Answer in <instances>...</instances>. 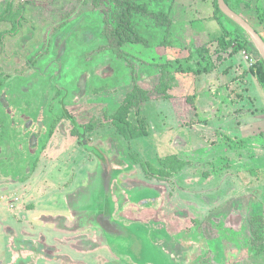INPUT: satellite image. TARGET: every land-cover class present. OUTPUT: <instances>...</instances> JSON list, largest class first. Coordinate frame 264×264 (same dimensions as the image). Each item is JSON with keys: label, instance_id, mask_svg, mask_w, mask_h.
<instances>
[{"label": "rangeland", "instance_id": "1", "mask_svg": "<svg viewBox=\"0 0 264 264\" xmlns=\"http://www.w3.org/2000/svg\"><path fill=\"white\" fill-rule=\"evenodd\" d=\"M92 1L0 0V264H13L24 258L18 252L14 255V241L38 240L56 245L55 254L60 260L31 254L30 264L122 263L111 255L127 258L131 264H264V251L257 252L248 225L249 218L256 213L264 215L261 149L255 145V153L260 157L251 161L249 149L248 153L241 149L246 140L239 146L232 144L235 152L241 150L240 156H231L237 163L233 167L231 157L224 156L216 141L183 148L184 139L192 141L199 134L187 130L191 120L195 122L194 102L191 105L187 96L194 97L200 86L202 74L197 70L214 72L227 58L215 55V39L224 31L233 38L232 34L237 32L247 41L246 51L254 57L252 41L219 16L215 0H175L169 16L171 42L162 47L126 45L125 59L118 60L103 49L104 42L97 35L102 28L101 13ZM137 1L148 2L144 20L150 18V11L157 13L166 6L165 0ZM6 17L10 20L4 21ZM89 30L94 37L85 34ZM260 31L264 37V29ZM161 39L157 35L152 44ZM201 44L209 45L207 59L186 61L187 49ZM241 51L236 52L240 53L236 64L243 61ZM240 66L248 69L249 65L244 62ZM163 69L177 81L170 83L169 99L158 98L154 91ZM218 79L222 81L221 77ZM134 81L151 94L145 105L150 134L142 140L125 141L106 121ZM233 84L230 98L240 106V96L248 88L250 97L245 98L243 105L258 110L253 115L236 117L239 122L246 120L250 127V122L264 117V91L251 77L246 84ZM64 95L66 113L77 125L105 122L86 138L106 153L111 151V167L118 154L133 164L131 172L121 175L122 182L144 184L162 192L160 218L185 248L184 258H175L172 246L159 236L151 239L143 224L144 254L136 256L108 244L105 247L109 252H77L71 245L77 233L39 222L44 215L65 214L66 204L69 206L65 197L85 187L97 166L96 159L82 149L79 135L72 133L73 124L63 117L60 100ZM203 100L206 106V95ZM242 111L237 107L236 113ZM217 123L213 121L212 125ZM207 133L204 130V135L208 136ZM166 157L169 166L175 165L176 159L185 166L171 173L166 164L164 168L171 174L167 178L145 174L140 167L141 162H153L161 168L156 161ZM8 187L13 188V193L5 190ZM7 213L9 217L4 219ZM124 215L136 218L132 210ZM151 216L152 213L143 218ZM88 236L93 238V232Z\"/></svg>", "mask_w": 264, "mask_h": 264}, {"label": "trees", "instance_id": "2", "mask_svg": "<svg viewBox=\"0 0 264 264\" xmlns=\"http://www.w3.org/2000/svg\"><path fill=\"white\" fill-rule=\"evenodd\" d=\"M175 0H165V9L159 10L157 13L150 11V18L144 20V15L148 14V2L139 3L137 0H93V5L101 13L102 28L98 32V36L104 42L103 49L109 51L112 57L118 58V60L125 59L126 45H134L141 43L146 47L149 46H166L171 42L172 31L170 29V13L172 12ZM231 10L240 15L245 21H247L260 35L264 41L263 32L260 29H264V7L262 0H224ZM215 8L220 17L226 18L218 9L217 0H215ZM243 6V7H242ZM229 20L228 18H226ZM5 20H10L6 17ZM233 25L231 20H229ZM14 24V21H11ZM144 25V26H142ZM142 28V30H140ZM239 28V27H238ZM240 32L243 31L239 28ZM85 34L94 37L92 31H87ZM157 35H160L162 39L158 44L153 45V39ZM231 37L229 32L224 31L215 40L218 44V49L214 52L221 57V54L229 52H238V50H248L247 41L243 39V36L237 32H234ZM87 37H85L86 40ZM170 38V39H169ZM88 42V41H87ZM236 44V47L233 46ZM231 50V51H230ZM188 56L186 61L193 58H198L201 62L207 59L210 55V48L208 44H201L198 46L189 47L187 49ZM252 53L255 55V63L249 68V72L254 76L257 83L264 90V62L257 52L256 48H253ZM205 72L204 68L197 70L198 74ZM175 78L168 73H165L164 69L160 70L158 77V83L154 88L155 95L158 98L169 99L168 95L170 89V83H174ZM65 98L64 95L60 100L61 108L63 109L64 119L70 121L73 126L77 124L73 118L66 113L65 110ZM151 100V94L146 89L136 83L128 91L123 98L120 106L112 114L106 122L111 123L118 134L125 141H132L139 138L147 137L150 134V127L148 119L145 114V105ZM189 103L192 105L193 100L188 97ZM105 122L98 124H88L83 127L86 133H91L96 128L103 126ZM75 124V125H74ZM79 126V125H78ZM72 133L77 135L78 131L74 127ZM136 158L135 156H133ZM174 157V156H172ZM168 157L158 159L156 162L160 164L161 168H156L153 162H141L140 167L145 174H151L158 178L170 177V173L166 171L164 167L170 169L171 173L177 172L185 166V163H179L176 159V164L167 163ZM249 231L257 246V252L264 251V217L258 212L248 221Z\"/></svg>", "mask_w": 264, "mask_h": 264}, {"label": "crops", "instance_id": "3", "mask_svg": "<svg viewBox=\"0 0 264 264\" xmlns=\"http://www.w3.org/2000/svg\"><path fill=\"white\" fill-rule=\"evenodd\" d=\"M215 14L216 12L213 9L212 18H214ZM221 55L223 56V58L227 56V58L224 60V63L221 64L220 66L221 68L216 69V71L214 72H208L205 70V72L202 73V75H199L201 76V81L200 80L198 81L200 86H198L199 88H197L194 97L192 95L187 96L193 99L194 101L193 108L195 109V114H194L195 122H192L193 120H191V123L189 124L190 126L187 127V130L189 129L194 130V132H198L199 134L197 135V137L194 136L192 141L191 139L190 141H188L187 138L184 139L185 143L183 148H191V146L199 147L202 144V142L211 143L216 141L215 143L220 144L222 150H224L223 151V153H225L224 156L225 155L227 157L228 156L231 157L232 155L240 156L241 150L239 149L238 152L237 151L235 152V150L231 149V145L236 144L237 146H239L240 144H242L241 143L242 140H246L241 149L245 151L249 149L248 151H249V155H251V161H254L256 157H260L255 153V149H254L255 145H258V147L261 149V151L259 150V152L264 154V117L262 119L258 118L250 122L251 125L250 127H248L246 120H242V122H239L236 118L238 117V115L246 116V114L248 113H252L253 115L254 111H258V110L251 109L243 105L244 102L246 104L245 98L250 97L248 95L249 92L248 88H245L247 89V91L244 89V92H242L243 96H240L241 98L239 100L241 101L240 106H238L239 104L235 103V100L230 98V93L232 94V91L234 90L233 83L235 82L246 84L250 77L252 78L253 82L257 83V81L254 78V76L249 72V68L251 66L250 67L248 66V69L242 68L240 66V64H243L245 62L243 59L242 60L244 62L239 61L240 63L236 64L237 63L236 61L240 59V53L233 52L231 54L232 55L231 57L229 56L228 53ZM232 65L235 66L232 69L229 68ZM221 69L223 70L220 72ZM231 72H233L234 75H230ZM218 74H220V76H218ZM219 77L222 78L221 82H219L218 79ZM214 80L215 83L213 82ZM216 82H219L217 83L218 86H216L217 85ZM174 83L175 84L177 83L176 79ZM204 95H206L207 97L206 106L203 105ZM259 96L261 97V99H263L262 93L259 94ZM225 100L227 101L225 102ZM237 107L239 109L240 108L243 109L241 114L236 113ZM213 121H218V123L212 125ZM204 130L208 131L207 133L208 136L204 135ZM143 138H139V140H142ZM231 159H232V166L233 167L237 166V163H235L232 157ZM238 165H240V163H238ZM5 190L7 191L11 190L12 192L13 188L11 189L10 187H8ZM7 191L3 190V193L7 194ZM1 209L2 208L0 207V213H1ZM3 217L4 219L8 218L9 213L4 214Z\"/></svg>", "mask_w": 264, "mask_h": 264}, {"label": "flooded vegetation", "instance_id": "4", "mask_svg": "<svg viewBox=\"0 0 264 264\" xmlns=\"http://www.w3.org/2000/svg\"><path fill=\"white\" fill-rule=\"evenodd\" d=\"M74 127L76 128V126ZM87 134L88 133H86V136ZM78 135H79V141H80L79 132H78ZM80 144L82 146L81 141H80ZM88 145H91V144L88 143ZM82 149H83V146H82ZM84 152L86 151L84 150ZM104 152L106 153V151ZM116 158L119 159L120 163L117 161H114V159ZM127 163H130V162L127 161L125 158L121 157L120 154H118L117 157L112 159V168L124 171L127 168ZM127 172L128 171H124L122 174L126 175ZM92 174L88 176L86 186L81 187L74 195H70L68 197L66 196L65 202L68 200L70 202L71 199H74L77 196L79 191L86 189L88 187V183L90 181ZM122 174L118 175V177L114 179L111 183V198L114 203L113 218L116 221L124 223L125 225H129L132 223L143 224L144 226H146V229L151 239H152V236H159V239H161L164 243L172 246V248L174 249L175 258L177 259L184 258L185 248L182 246V244H180L176 240L175 235L170 232L169 230L170 227L165 222V220L160 218L161 204H162V199H163L162 192L158 188L146 186L144 184L127 183L124 181L122 182L120 180ZM128 210L134 211L136 214L135 215L136 218H129L128 216L124 215V213ZM150 213H152L153 216L143 218L144 215H149ZM39 222L40 223L47 222V224L51 223V225L49 224L48 225L52 226L53 228H57V229L60 228L72 234L77 233L76 236L72 238V244H71L73 247H76L75 249L77 250V252H81V253L88 252L89 253V252H95L97 250L99 251L102 250L105 252L110 251L108 247H105L104 245L102 246L100 245L98 241V237L100 234L99 230H96L94 228H85V229H76V230L71 231V229L73 228L74 217L72 216L69 206H67V204L65 207V214L44 215L40 219ZM91 232H93L94 234L93 238H90L88 236V234ZM55 247L56 245L55 246L48 245L41 240H38L36 242L27 241V242H22V243L14 241V247L12 248L14 255H16V253L18 252L21 255L20 257H24V258H18V260H15L14 263L30 264V261L32 260L31 254L33 256H39L45 259H48L45 256H50V257L52 256L54 257V259L60 260V257L58 256V254H55L57 253L56 252L57 250ZM62 257L67 258L66 256H62ZM111 257L113 259L115 258L119 263L122 262L123 264H131V262H129L127 258L124 259L121 257H117L115 255L113 256L111 255ZM48 260H51V259H48Z\"/></svg>", "mask_w": 264, "mask_h": 264}, {"label": "water", "instance_id": "5", "mask_svg": "<svg viewBox=\"0 0 264 264\" xmlns=\"http://www.w3.org/2000/svg\"><path fill=\"white\" fill-rule=\"evenodd\" d=\"M217 5L220 12L236 24L252 41L264 62V41L256 30L231 10L224 0H217ZM76 129L80 134L83 149L92 154L98 163L95 172L91 175L88 187L69 202V209L74 217L71 231L94 228L99 230L98 241L101 246L108 244L114 249L120 246L121 251L125 249L136 256L143 255L145 248L142 231L144 226L139 223L126 226L113 218L114 203L111 198V183L124 171H131L133 165L127 163L124 171L113 169L110 160L112 154L105 153L98 145H88L84 128L76 125ZM147 243L150 245L149 242ZM150 255L152 256L151 251Z\"/></svg>", "mask_w": 264, "mask_h": 264}, {"label": "built area", "instance_id": "6", "mask_svg": "<svg viewBox=\"0 0 264 264\" xmlns=\"http://www.w3.org/2000/svg\"><path fill=\"white\" fill-rule=\"evenodd\" d=\"M242 59L249 65L252 66L255 63V58L249 54L246 50L241 51Z\"/></svg>", "mask_w": 264, "mask_h": 264}, {"label": "bare ground", "instance_id": "7", "mask_svg": "<svg viewBox=\"0 0 264 264\" xmlns=\"http://www.w3.org/2000/svg\"><path fill=\"white\" fill-rule=\"evenodd\" d=\"M81 191H83V190H81ZM81 191H79V192H81ZM71 200H72V199H71ZM71 200H70V201H71Z\"/></svg>", "mask_w": 264, "mask_h": 264}]
</instances>
